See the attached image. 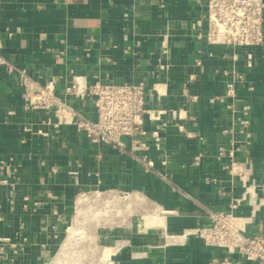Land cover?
Segmentation results:
<instances>
[{
	"label": "crops",
	"instance_id": "1",
	"mask_svg": "<svg viewBox=\"0 0 264 264\" xmlns=\"http://www.w3.org/2000/svg\"><path fill=\"white\" fill-rule=\"evenodd\" d=\"M206 14V0H0L3 55L17 67L36 79H59L63 96L73 75L89 82L160 85L162 94L154 95L149 107L167 112L160 121H146L147 151L132 148L131 139L126 152L96 145L74 127L54 130L47 125L48 119L56 121L54 114L27 109L17 74L0 67V160L17 168L12 176L19 186L13 188V179L0 185V239L10 241L0 243V264L50 261L65 225L66 198L69 191L85 186L84 180L102 189L141 194L185 229L203 222L207 211H231L250 220L249 234L264 235V195L259 193L260 203L252 206L245 183L232 178L216 159L217 148L228 145L232 137L226 132L231 114L223 104L209 103L225 94L229 77L223 71L235 67L244 74L237 105L251 106V145H241L238 159L252 171L253 181L264 185V46L242 50L234 61L233 48L197 38L193 25ZM67 101L96 119L90 100ZM154 131L159 132L158 146ZM235 137L246 138L239 133ZM199 153L203 159L195 165ZM144 156L152 161L153 170L138 163ZM236 200L240 204L231 210ZM170 227L175 236L162 234L161 228L136 231L129 246H122L109 260L256 264ZM182 236L184 242L178 240Z\"/></svg>",
	"mask_w": 264,
	"mask_h": 264
},
{
	"label": "built area",
	"instance_id": "2",
	"mask_svg": "<svg viewBox=\"0 0 264 264\" xmlns=\"http://www.w3.org/2000/svg\"><path fill=\"white\" fill-rule=\"evenodd\" d=\"M206 8L205 19H200L193 25V31L197 33L199 40L213 46L233 48L237 51L233 56L234 61L238 59L242 50L264 46V0H206ZM251 59V54H248L246 59L248 66L252 64ZM196 64L201 65L200 61ZM0 67L8 74H17L27 109L54 114L56 121L48 119L47 125L54 130L63 126L74 127L78 134L96 145L126 152V141L131 139L132 148L147 151L149 145L144 141L148 135L146 121H151L152 113L158 114L159 117L167 113L149 107V100L154 95L158 97L161 95L156 86L150 88L144 83H112L102 82L100 79L89 82L84 76L73 75L71 84L64 89V96L60 95L59 79H36L26 69L17 67L3 55L1 40ZM222 73L229 77L225 84V94L210 98L209 103L223 104L230 112L232 125L226 132H230L232 137L228 145L217 148L216 159L232 178H239L245 183V193L249 194L252 188L255 190L251 194L254 202L250 204L257 207L260 203L259 193L264 195V185H257L253 181L252 171L238 159V154L242 151L241 145L247 147L251 145L248 118L251 106L249 103L241 107L237 105L238 90L246 79L235 67ZM184 92H187L186 87ZM67 98L81 102L90 100L96 119L86 117L74 105L68 103ZM193 100L197 99L194 97ZM180 129L188 137H195L182 127ZM37 133L46 134L43 130H38ZM238 133L245 135L246 138L239 141L235 137ZM152 139L158 146L160 142L158 131L152 133ZM202 159L203 153H199L194 158V164L200 165ZM137 161L147 171L154 169L152 161L147 156ZM163 165H167V162L165 161ZM16 172L17 168L10 165L9 161L0 160V177L1 173H4L5 177L3 180L0 179V183H10L12 175ZM239 204L240 200H236L231 205V210ZM249 223L248 218L236 216L231 211H207L206 218L198 223L195 233L208 247L221 249L228 255L237 254L246 262L264 264V235L249 234L247 229ZM0 243L9 244L10 241L0 239Z\"/></svg>",
	"mask_w": 264,
	"mask_h": 264
},
{
	"label": "rangeland",
	"instance_id": "3",
	"mask_svg": "<svg viewBox=\"0 0 264 264\" xmlns=\"http://www.w3.org/2000/svg\"><path fill=\"white\" fill-rule=\"evenodd\" d=\"M74 176H76V175H74ZM4 178H2V176L0 177L1 180H3ZM76 179L78 180L79 178H76ZM14 180H15V177H13V188L19 187L17 185L18 183H16ZM74 180L75 179H73V181ZM83 182L85 183V186L83 185L80 188L78 186V187H76V189L69 191L70 197L66 198V200L69 201L68 202L69 204L66 205L65 225H64V228L62 229L61 240L58 242V245H56L53 249V252H52L53 254L51 257L52 259L50 261H48L46 264H50L53 261L55 255L57 253V250L60 249L61 243L63 242L64 238L66 237L67 227L70 225L71 222H73L74 217L78 214L79 207L76 205V201L81 196H83V198H87V200L89 199L88 201L85 199V202L83 205V209H85L84 210L85 212L83 214V220H85V222H86L83 226V231L85 232V234L87 236L92 237V238H90L91 240L93 239V237L95 238V239H93V242L91 244L92 247L95 248V250L92 251L93 250L92 249L89 252L90 254L87 255V257H84L83 259L81 258L80 261L77 262L76 264H105L104 263L105 260H103V259L110 257V254L112 255L111 249H114L115 247L120 245L122 242L125 244L122 248L128 247L129 242L132 241V239L134 237L133 235L136 231L145 232L147 230V228L145 227L147 219L150 221V224H152V222L157 221L156 218L151 217V215L156 213V212H154V209L157 206H155L153 203H151L147 199H145L147 202V204H145V205H142V206H136L135 205V206H131L130 208H127V204L129 203L131 195L133 193L130 194V193L125 192V191H120V190L117 191V190L106 189V188L102 189L101 187L90 186L91 184L88 183V181H86V180H84ZM78 183H79V181H78ZM8 184L9 183H7V184L3 183V182L0 183V185H8ZM113 196H115V197L113 198ZM113 199H115L117 201H114ZM107 201H109V202H107ZM110 201H112L111 204H110ZM107 204H109L110 206ZM105 206H106V208H105ZM100 209H101V212L99 211ZM105 209H106V211H104ZM114 209H115V211H114ZM158 210H159L158 211V214H159L158 217L160 216V218L162 217L163 219H164V217H166V225L167 226H165L164 229H163V227H161L162 234L167 235V233H168L169 236L170 235L175 236V233H173L169 229L170 224H173V226L179 227V228L173 229V230H177L179 232L181 231L182 232L181 234H184V233L188 234V232L191 231L193 234L192 235L188 234V235L194 236V237L196 236L195 230H196L197 226H194L192 228L189 227L187 229L182 228L184 226H181L178 223H175V220H173L172 216H170L169 214H165L164 211L160 207H158ZM160 210H162V211H160ZM99 212H100L101 216L98 215V216L94 217L96 215V213H99ZM96 219H98V220H96ZM107 220L110 222H105ZM97 221H99L98 222L99 224L97 223ZM111 227H113V228H111ZM157 228H160V227H157ZM165 228H167V229H165ZM63 236H64V238H63ZM171 242L173 243V240H171ZM75 257H76V255L74 254L72 258L74 259ZM72 264H75V263H72Z\"/></svg>",
	"mask_w": 264,
	"mask_h": 264
},
{
	"label": "bare ground",
	"instance_id": "4",
	"mask_svg": "<svg viewBox=\"0 0 264 264\" xmlns=\"http://www.w3.org/2000/svg\"><path fill=\"white\" fill-rule=\"evenodd\" d=\"M160 85H156V89L160 92ZM160 94H162L160 92ZM152 118H151V121H153L154 119H157V121H160L161 120V117L158 116V114L156 113H152ZM253 193V190L251 189L249 191V194L246 193V197L249 198V203H253V198L251 197V194ZM99 194V193H98ZM115 196H113L114 198ZM119 198V197H118ZM85 199L87 200V198H83V196L79 197L76 201V205L79 207L78 209V214L74 217V220L73 222L70 223V225L67 227V230H66V237L64 238L62 244H61V247L60 249L57 251L53 261L50 263V264H72V263H77L80 261V259L84 258V257H87L88 254H90L89 252L92 250L94 251L95 248L92 247V242H93V239H95L93 237V239L91 240L90 236H87L85 234V232L83 231V226L84 224L86 223L85 220H83V214H84V210L83 209V205H84V202H85ZM117 199V198H116ZM126 199V198H125ZM146 198H144V196H142L141 194H138V193H133L131 195V198H130V201L129 203L127 204V208H130L131 206H142V205H145L147 204ZM89 200V199H88ZM87 200V201H88ZM114 201H117L115 199H113ZM95 201V200H94ZM97 201V200H96ZM113 201V202H114ZM120 201V200H119ZM103 202V201H102ZM109 202V201H107ZM112 201H110V204H111ZM118 204V203H117ZM116 204V205H117ZM106 205V204H105ZM109 205V204H107ZM110 206V205H109ZM112 206V205H111ZM108 207V206H107ZM116 207V206H115ZM106 208V206H105ZM101 212V209L99 210ZM106 211V209L104 210ZM103 211V212H104ZM115 211V209H114ZM158 207H156L154 209V213L153 215H151L152 218H156L157 221L156 222H152V224H150V221L147 219L146 220V224H145V227L147 229H155L157 227H165V220L160 216L158 217ZM162 211V210H160ZM100 212L99 213H96V216L100 215ZM108 212V211H107ZM105 213V212H104ZM162 213V212H161ZM106 214V213H105ZM108 214V213H107ZM109 215V214H108ZM119 215V214H118ZM101 216V215H100ZM104 216V215H103ZM122 216V215H121ZM93 217V218H94ZM143 218V217H142ZM98 220V219H96ZM99 221H97L98 223ZM105 222H110V221H105ZM99 224V223H98ZM106 224V223H105ZM151 226V227H150ZM113 228V227H111ZM127 228V227H126ZM164 229V228H163ZM170 232V231H169ZM188 234L192 235L193 233L190 231L188 232ZM168 237V236H167ZM179 241H185V236H182L180 239L178 238ZM177 241V240H176ZM119 243V242H118ZM169 243V241H168ZM125 244L122 242L120 245H118L117 247H115L114 249H111V253H116L118 250H120V248L122 246H124ZM94 246V245H93ZM97 250V249H96ZM93 253V252H92ZM76 255V257L73 259V255ZM111 255V254H110ZM108 257V256H107ZM109 258V257H108ZM108 258H102L103 260H105V264H113L112 261H110Z\"/></svg>",
	"mask_w": 264,
	"mask_h": 264
}]
</instances>
